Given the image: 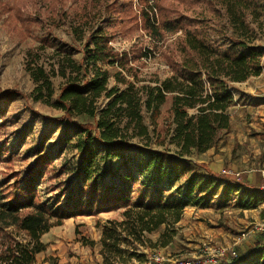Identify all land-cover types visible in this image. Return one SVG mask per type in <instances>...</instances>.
I'll use <instances>...</instances> for the list:
<instances>
[{"label": "trees", "instance_id": "trees-1", "mask_svg": "<svg viewBox=\"0 0 264 264\" xmlns=\"http://www.w3.org/2000/svg\"><path fill=\"white\" fill-rule=\"evenodd\" d=\"M103 1L84 0L82 15L77 17L74 31L82 43L75 50L80 53L78 64L63 56L46 71L38 65V55L30 54L28 72L36 85L35 102L48 103L54 96L52 79L64 81L53 107L61 113L56 122L75 134L74 142L64 140L65 151L75 154V165L67 170L70 179L58 181L55 187L60 197L65 196L63 205L59 200L41 201L36 190L52 164L42 146L36 148L34 163L23 176L14 173L6 178L0 187V264H35L36 255L46 248L42 236L65 220L81 216L83 200L87 211L98 213L125 207L122 220L96 223L101 228V264H125L130 247L149 244L148 236L161 228L157 244L165 247L187 207L205 209L216 203L223 209L233 202L239 210L248 211L264 203L257 182L247 186L245 181L236 182L191 161L229 133L233 87L263 73L257 33L250 26L262 15L259 3L201 0L203 7H196L190 0H154L150 6L147 0H137L133 8L132 0H114L101 8ZM26 3L0 2L6 27L14 31L19 24L22 30L15 35L21 40L38 23L47 29L56 25L52 15L45 20L39 11L24 17ZM99 13L115 16L111 30L89 27ZM59 14L66 18L63 12ZM111 31L145 33L169 75L140 78L139 59L145 56H134L137 46L115 51L109 44ZM107 66L112 75L104 69ZM13 97L23 96L15 90L0 93V100ZM78 118L87 120L79 122ZM127 151L133 155L127 156ZM113 161H120L128 173L123 185L103 183L105 176L116 175L107 168ZM85 245L92 249L95 243ZM250 252L244 263L234 259L231 264H264V245Z\"/></svg>", "mask_w": 264, "mask_h": 264}, {"label": "rangeland", "instance_id": "rangeland-1", "mask_svg": "<svg viewBox=\"0 0 264 264\" xmlns=\"http://www.w3.org/2000/svg\"><path fill=\"white\" fill-rule=\"evenodd\" d=\"M113 1L104 0L101 8L104 4H110ZM147 1L150 6H153L154 0ZM190 1L195 2L196 7H203L201 0ZM256 1L263 11L258 22L251 23L250 26L257 33L256 44L260 46L262 52L261 64L264 71V0ZM0 2L11 4L14 0H0ZM83 2L84 0H61V3L56 5L53 2L41 4L37 0H27L22 10L24 17L39 11L41 18L45 20L52 15V22L56 25L47 29V26L38 23L31 27L30 35L24 40L15 35L18 30H22L21 26L16 24L15 30L11 31L6 27L8 21L5 20V14L0 15V93L15 90L23 96L0 100V153L3 154L0 155V187L11 174L19 173L20 177L23 176L24 171L34 163L36 148L42 146L52 164L45 169L41 180L35 186L36 190L41 201L52 203L59 200L62 205L65 202V196L60 197L59 189L55 187L58 181L64 182L70 179L71 176L67 170L75 165V154L65 151L64 145L66 138L74 142L75 134L72 130L64 131L63 127L56 122L61 113L53 107L54 98L64 81L60 78L52 79L54 96L48 103L35 102L32 97L36 85L30 78L28 62L30 54H37L38 65L46 71L55 66L63 56H69L76 64L79 63L80 53L75 50L82 43L78 41L74 30L78 25L77 17L82 15ZM131 4L133 8L136 7L137 0H132ZM89 6L93 5L89 4ZM52 7L54 9L50 12ZM59 12H63L66 18H61ZM154 13L156 14V11ZM115 20L114 15L109 17L100 15L89 21V27L109 31L113 28ZM111 35L112 41L109 44L115 51H128L133 46H137L136 51L133 52L134 56H145L139 59L142 64L139 65L140 78L148 80L153 75H157L163 79L169 75L168 67L145 33L138 31L131 35H120L111 31ZM211 36L214 38L213 35ZM40 46H44L43 50L38 49ZM104 69L110 71V75L113 74L110 66ZM113 84L111 81V85ZM233 88L234 94L242 90L241 86ZM245 95L240 94L239 99L234 97L235 104L230 109L229 115L232 122L235 121L237 129L246 123L243 128H247L248 135L243 136L245 141L241 145L232 146L230 154L223 161L227 163L225 166H230L227 169L241 173V179L238 182L245 181L247 186L257 182L261 190L264 188L259 174L260 171H264V127L255 118L259 116L260 107L264 106V101L253 95H250L251 98H245ZM77 120L85 122L87 119L78 118ZM219 144L214 147L215 150ZM215 154L223 156V153L215 152ZM126 155L132 156L133 152L127 151ZM198 157L199 155H193L191 160L195 162ZM107 168L116 172V175L114 178L109 175L103 178L106 186L125 184L128 173L120 167V161L110 162ZM84 201L82 204L85 209L81 216L65 220L62 226L53 228L46 234L43 240L46 245L45 251L36 257L35 264H101L102 259L98 254L101 228H97L96 223L104 224L110 220H122L121 212L125 210V207L120 206L110 213H98L87 211ZM232 207H235L233 202L223 209H218L216 203H213L205 208L206 210L200 209V212L194 213L188 221L183 222L184 227L180 228L178 224L176 225L175 235L165 247L157 244L159 236L163 233L161 228L148 236L149 244L143 247H130L132 250L125 256V264H146L153 252L165 257L190 259L199 251L207 250L208 247L236 251L237 261L244 263L243 260L250 256L251 252L240 255L237 251L239 244L249 241L252 250L256 245H264V203L248 211ZM224 209L227 210L222 212L221 210ZM242 233H245V237L239 240ZM222 237L226 239L230 237L232 242H224ZM86 242H94V248L91 249L85 245ZM122 248L126 249V246L123 245ZM132 253H134L133 256L128 258ZM231 263H233L232 260L228 258L223 264ZM254 264H261V262L257 261Z\"/></svg>", "mask_w": 264, "mask_h": 264}, {"label": "crops", "instance_id": "crops-1", "mask_svg": "<svg viewBox=\"0 0 264 264\" xmlns=\"http://www.w3.org/2000/svg\"><path fill=\"white\" fill-rule=\"evenodd\" d=\"M264 72V71H263ZM264 73H262L259 77L256 78H251L248 81H246L245 83L242 84H236L235 86H241L242 90L241 92H237V94L233 93V97H235V99H239L240 98V94H246L244 97L245 98H251L250 95L253 96H257L258 98H261L262 102L264 101ZM256 92H259L256 94ZM256 100V99H255ZM264 103V102H263ZM260 111H259V116H257L255 118V120H259L260 121V125L262 127H264V113H262V111H264V106L260 107ZM251 110V109H249ZM243 112V111H242ZM246 123H243L242 127H240V129H237L235 127V121L232 122L231 119V128L229 133L223 134L220 138V141L218 142L219 146L217 147V149L215 150L214 148L208 150L206 153L199 155L197 161L195 160V162L193 160H191L194 163H199V164H204L207 166L208 170L212 173H221L222 170H225L227 168H230V166L226 165L223 161V159H225V157L230 154V151L232 149V146L234 145H241L244 140L243 136L248 135V131L247 128H243L245 126ZM215 152L217 153H223V156L220 157L219 154H215ZM227 164V163H226ZM199 173L202 176H207V173L204 170L199 171ZM235 208V207H232ZM206 210V209H204ZM227 209L221 210L222 212H224ZM201 210L195 207H187L184 209L183 212V217L181 219V221L178 223L179 227H184V223L185 221H188L189 218L192 217V215L196 212H200ZM46 235L42 236L41 238V242L45 245V243L43 242L44 237ZM223 238V237H222ZM224 242H232L231 238L228 237L227 239L224 237L223 238ZM250 243L249 241L243 242L241 244L238 245L237 247V251L240 255H242V253L244 255H247L249 253V251L252 250V247H250ZM250 247V248H249ZM40 255V254H38ZM36 255V257L38 256ZM35 257V259H36Z\"/></svg>", "mask_w": 264, "mask_h": 264}, {"label": "built area", "instance_id": "built-area-1", "mask_svg": "<svg viewBox=\"0 0 264 264\" xmlns=\"http://www.w3.org/2000/svg\"><path fill=\"white\" fill-rule=\"evenodd\" d=\"M222 175H226L238 182L241 179V173L234 172L229 169L222 170ZM260 178L264 184V171H260ZM261 192H264V188H261ZM245 237V233L239 236V240ZM235 246V244H234ZM237 259L236 251L225 249H214L208 247L207 250L203 249L199 253L190 259H179L177 257H165L157 252H153L146 264H223L226 259Z\"/></svg>", "mask_w": 264, "mask_h": 264}]
</instances>
